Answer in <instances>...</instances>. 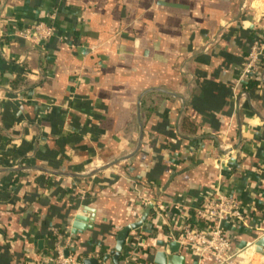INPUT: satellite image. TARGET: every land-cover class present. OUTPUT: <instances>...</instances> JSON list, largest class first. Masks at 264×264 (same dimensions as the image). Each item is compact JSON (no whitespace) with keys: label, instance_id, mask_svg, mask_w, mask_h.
<instances>
[{"label":"crops","instance_id":"crops-1","mask_svg":"<svg viewBox=\"0 0 264 264\" xmlns=\"http://www.w3.org/2000/svg\"><path fill=\"white\" fill-rule=\"evenodd\" d=\"M39 20L55 36L36 47L18 32ZM256 37L264 0H0V169H17L0 172V264L57 247L113 264L145 212L118 264H214L178 242L211 196L244 216L218 224L229 264H264V64L257 89L237 82Z\"/></svg>","mask_w":264,"mask_h":264},{"label":"built area","instance_id":"built-area-1","mask_svg":"<svg viewBox=\"0 0 264 264\" xmlns=\"http://www.w3.org/2000/svg\"><path fill=\"white\" fill-rule=\"evenodd\" d=\"M18 36L30 41L33 46L40 47L45 41L55 36V30L51 24L39 20L32 26L19 30ZM263 64L264 39L256 37L252 40L242 66L238 85L251 80L260 85L262 81L260 70ZM221 221H229L237 225L244 223V216L238 202L232 198L208 197L195 209L193 216L188 217L180 231L178 242L185 252L198 261L211 259L214 264H229L234 256L233 238L219 227L218 224ZM46 260L50 264H81L75 256H66L61 247L56 248L54 257Z\"/></svg>","mask_w":264,"mask_h":264},{"label":"water","instance_id":"water-1","mask_svg":"<svg viewBox=\"0 0 264 264\" xmlns=\"http://www.w3.org/2000/svg\"><path fill=\"white\" fill-rule=\"evenodd\" d=\"M113 164H115V162L108 164V165H105V166L101 167L100 169H97V170L91 172L87 176H91V175L96 174L97 172L106 170L107 168H109ZM16 170L17 169H0V172H9V171H16ZM146 216H147V214L145 212V214L141 217V219L138 222L129 224V225L123 227L121 230L118 231V233L116 234V237H115V244H114L112 250L110 251V253L108 255L104 256L103 261L110 258L112 260L113 264H118L119 258L121 256V252L123 250L124 243H125V240L127 239L128 234L131 231H134V230L140 228L142 226L143 222L145 221ZM171 246L173 248H176L178 245L176 243H173V244H171ZM170 252H172V251H170ZM157 257L163 258V255L157 254ZM81 264H99V261L97 258H84L81 261Z\"/></svg>","mask_w":264,"mask_h":264},{"label":"trees","instance_id":"trees-1","mask_svg":"<svg viewBox=\"0 0 264 264\" xmlns=\"http://www.w3.org/2000/svg\"><path fill=\"white\" fill-rule=\"evenodd\" d=\"M258 87L259 86H258L257 82L251 80L249 82H246L245 85L242 86L241 90H243L244 92H248L251 89L252 90L257 89Z\"/></svg>","mask_w":264,"mask_h":264}]
</instances>
